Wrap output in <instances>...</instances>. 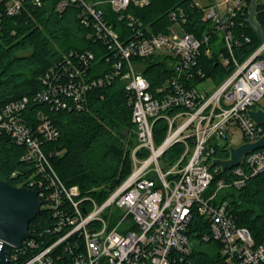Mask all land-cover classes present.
<instances>
[{
	"label": "built area",
	"instance_id": "2783aa9c",
	"mask_svg": "<svg viewBox=\"0 0 264 264\" xmlns=\"http://www.w3.org/2000/svg\"><path fill=\"white\" fill-rule=\"evenodd\" d=\"M25 2L43 4V0H0V6L3 3L4 13L13 16ZM105 3L130 28L125 38L102 8ZM148 4L149 0H59L58 11L77 6L80 23L108 52L106 61L113 58L109 70L89 78L94 53L70 51L47 69L40 90L0 104V135L23 147L20 160L34 167L21 186L35 189L40 208L56 218L54 226L30 232L19 247L12 246L8 264L182 262L194 251L190 233L194 215L206 225L202 240L218 242L224 264H264V238L256 241L246 226L237 224L227 202L216 200L220 190L240 188L264 170V146L248 151L239 164L224 170L216 160L226 159L215 155L218 149L230 153L236 136L243 144L264 134V124L248 115L249 109H264L260 105L264 41L244 60L235 54L236 47L250 40L240 29L243 20L247 22L251 0H193L205 22L199 36L184 30L186 17L180 7L170 11L166 31L149 33L127 12L130 5ZM213 51L222 66H232L219 83L199 65L200 56L209 57ZM146 58L165 61L171 70L155 87L143 74ZM117 77L129 94L136 144L130 151V173L98 202L78 185L60 179L49 160L51 153L43 150V143L56 140L60 132L43 111L32 118L26 109L32 103L56 110L80 109L88 90L109 85ZM207 80L213 88L200 90L198 86ZM158 120L164 125V137L156 143ZM176 144L182 146L180 154L165 160L164 154ZM224 171L211 186L215 175ZM47 235L52 237L48 243ZM2 243L0 238V248Z\"/></svg>",
	"mask_w": 264,
	"mask_h": 264
},
{
	"label": "trees",
	"instance_id": "16d2710c",
	"mask_svg": "<svg viewBox=\"0 0 264 264\" xmlns=\"http://www.w3.org/2000/svg\"><path fill=\"white\" fill-rule=\"evenodd\" d=\"M59 0H43L41 6L25 2L21 11L13 16L4 13L0 6V104L30 96L43 86L41 78L47 69L70 51H92L94 59L87 75L94 78L109 70L111 60L103 44L88 34V28L80 23L76 5H69L62 11L56 9ZM96 2L101 0H86ZM193 0H149L144 7L130 5L127 12L134 15L149 33L164 32L171 24L169 13L183 8L186 22L184 30L199 36L205 27L202 13L192 5ZM102 8L119 31L121 39L131 33L125 20H118L105 3ZM255 19L264 32V3H257ZM241 32L249 37L235 48L239 60H244L259 45L255 30L243 20ZM222 48V46H221ZM143 74L152 87L170 75L165 61L146 58ZM199 65L206 74L219 83L232 66L224 67L217 60L216 52L209 57L201 55ZM43 111L58 128L56 140L43 143L44 152L66 185H78L83 194L102 202L131 171V148L136 144L131 122V105L124 82L115 78L109 85L88 90L84 106L80 109L51 108L46 103H32L26 112L34 118ZM164 137L161 120L154 126V139L159 143ZM182 146L176 144L165 154V160H173L180 154ZM23 147L15 145L8 136L0 135V179L21 186L24 177L34 167L20 160ZM215 155L227 159L230 153L218 149ZM16 172L12 176L11 173ZM227 171L215 175L212 185ZM218 201H226L238 225L246 226L256 241L264 238V170L250 176L240 188L228 187L218 192ZM56 218L48 209L40 212L29 223V232L43 231L54 226ZM198 215L190 224V233L195 241L191 256L182 262L172 264H224L219 253V244L201 238L206 230ZM52 237L47 235V243Z\"/></svg>",
	"mask_w": 264,
	"mask_h": 264
},
{
	"label": "water",
	"instance_id": "95a60500",
	"mask_svg": "<svg viewBox=\"0 0 264 264\" xmlns=\"http://www.w3.org/2000/svg\"><path fill=\"white\" fill-rule=\"evenodd\" d=\"M251 9L247 18L248 24L255 30L259 42L264 41V32L254 16L257 3L251 0ZM264 58V49L261 53ZM248 115L255 122L264 124V110L249 109ZM264 146L263 136L251 143H243L231 148L230 158L216 160L223 170L240 163L242 156L250 150ZM40 198L35 189L26 186H16L7 180L0 179V238L3 240L0 248V264H8V256L12 246L19 247L25 238L31 236L29 223L40 212Z\"/></svg>",
	"mask_w": 264,
	"mask_h": 264
},
{
	"label": "rangeland",
	"instance_id": "374dc122",
	"mask_svg": "<svg viewBox=\"0 0 264 264\" xmlns=\"http://www.w3.org/2000/svg\"><path fill=\"white\" fill-rule=\"evenodd\" d=\"M201 3H205V2H207L208 0H199ZM260 3H264V0H258ZM204 87H209V88H213V84L211 83V82H209L208 80L207 81H205L204 83H202L201 85H199L198 86V88L200 89V90H202ZM262 104H264V100H261V102H260V105H262ZM233 142V144L235 145V146H238L241 142H242V138H241V136H236V137H234L233 138V140H232ZM125 179V178H124ZM123 179V180H124ZM122 180V181H123ZM121 181V182H122ZM120 182V183H121ZM119 183V184H120ZM119 184H117V185H119ZM116 185V186H117Z\"/></svg>",
	"mask_w": 264,
	"mask_h": 264
},
{
	"label": "crops",
	"instance_id": "0c3cea01",
	"mask_svg": "<svg viewBox=\"0 0 264 264\" xmlns=\"http://www.w3.org/2000/svg\"><path fill=\"white\" fill-rule=\"evenodd\" d=\"M257 108H259V107H257ZM254 109H256V108H254ZM264 110V109H263Z\"/></svg>",
	"mask_w": 264,
	"mask_h": 264
}]
</instances>
